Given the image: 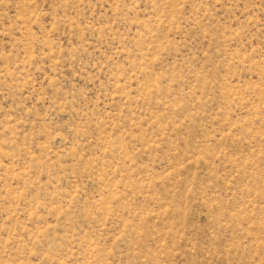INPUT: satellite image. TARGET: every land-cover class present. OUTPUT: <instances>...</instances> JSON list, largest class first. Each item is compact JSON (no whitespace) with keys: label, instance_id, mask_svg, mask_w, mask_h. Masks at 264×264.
Returning <instances> with one entry per match:
<instances>
[{"label":"rangeland","instance_id":"374dc122","mask_svg":"<svg viewBox=\"0 0 264 264\" xmlns=\"http://www.w3.org/2000/svg\"><path fill=\"white\" fill-rule=\"evenodd\" d=\"M0 264H264V0H0Z\"/></svg>","mask_w":264,"mask_h":264}]
</instances>
